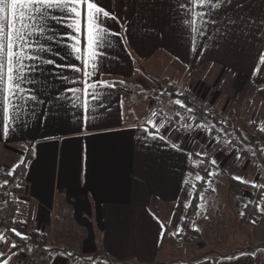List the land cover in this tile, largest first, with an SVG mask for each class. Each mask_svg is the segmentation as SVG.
<instances>
[{
    "label": "crops",
    "instance_id": "0c3cea01",
    "mask_svg": "<svg viewBox=\"0 0 264 264\" xmlns=\"http://www.w3.org/2000/svg\"><path fill=\"white\" fill-rule=\"evenodd\" d=\"M99 4L118 19L106 22L113 35L99 50V71L88 81L114 85H98L99 99L92 101L90 113L94 119L85 123L83 91L79 101L68 91L83 89L81 74L72 70L82 67V61L68 47L73 43L67 39L71 29L49 17L38 22L44 35L30 39L50 47L39 55L63 67L25 62L35 63L37 70L27 73L22 87L38 102L21 104L14 131L7 138L0 135V173L29 156L18 184L27 198L20 201L17 220L35 226L48 243L62 250L35 258V264H107L97 256L113 264H264V193L252 213L260 215L253 219L248 214L254 201L252 182L264 186L255 155L250 151L241 156L229 143L207 157L211 135L189 127L190 122L182 126L180 119L175 125L176 111L170 108L160 118L153 116L145 97L159 90L170 102L156 82L173 84L178 92L194 93L213 113L264 131V64L259 60L264 55V0H231L218 10L197 7L195 0ZM196 12L205 15L197 19ZM81 41L83 51V32ZM150 119L164 125L158 133L148 124ZM150 133L163 139H153ZM200 163L208 182L203 198L199 195L193 206ZM64 208L69 216L61 215ZM214 208L217 215L212 217ZM176 217L177 227L186 220L189 228L199 229L194 240L186 238L194 243V254L163 259L162 244L169 227L175 228ZM219 243L231 245L223 250L213 247ZM240 249L245 250L221 256ZM6 251L4 239L0 253ZM205 252L209 253L202 260L192 261Z\"/></svg>",
    "mask_w": 264,
    "mask_h": 264
},
{
    "label": "snow or ice",
    "instance_id": "6c2138e0",
    "mask_svg": "<svg viewBox=\"0 0 264 264\" xmlns=\"http://www.w3.org/2000/svg\"><path fill=\"white\" fill-rule=\"evenodd\" d=\"M226 3H231V0H195V6H210L214 10H218ZM53 12L61 13V15H53ZM194 15L199 19L205 14L196 12ZM49 17L57 24L71 29L67 39H70L73 43L68 45V47L75 54V58L82 61V67L73 66L72 70L81 74L83 89L73 88L68 91L73 93L75 101L80 100L79 94L83 91V96L85 97L83 109L86 124L94 119L90 113L92 101L99 99L97 93L98 85L114 87V85L106 81L88 82L89 78L99 71V57L102 55L99 50L105 46L109 35H113L111 30L107 28L106 22L118 19L114 13L101 6L99 0H0V107H2V121H0V129L2 131H0V135L4 138H7L14 131L13 124L16 122L21 104H28L30 101L38 102L35 95L30 94L28 90L22 87V84L27 79V73L37 70L35 63L28 65L25 62L32 60L39 64L53 65L55 68L63 67L57 65L55 60L44 59L39 55L41 52L51 51L50 47L41 45L39 40L30 39V37L44 35L45 28L38 22L44 21ZM69 20L71 22L67 23ZM211 22L215 23V21ZM190 23L193 25V31H196V21L192 20ZM82 32L84 33L83 51ZM47 39L53 40V37H47ZM57 55L59 54L57 53ZM259 60L261 64H264V55H261ZM259 70L258 68L257 71ZM76 82L80 83L81 81L78 80ZM175 103L184 107L180 100H176ZM188 111H191V109H188ZM152 115L155 116L156 113L153 112ZM148 124L155 127L157 133L159 128L164 126L163 124L157 126L151 119L148 120ZM145 131H148V129H145ZM150 135L153 139H163V137H158L154 133H150ZM196 155L202 154L197 153ZM212 163L215 164V160ZM15 167L18 166H14V169L9 171L8 175L13 174ZM209 175H212V173H209ZM196 179L201 180L202 177L197 175ZM234 179L247 183L242 177H234ZM7 183L8 181L5 180L3 185L0 186L7 185ZM193 187L195 186L193 185ZM252 187L264 186L258 185L253 181ZM200 196L203 198V193H200ZM188 206L189 204L185 203L184 207L187 208ZM261 210L264 211V209ZM161 227L163 228L164 225L161 224ZM193 230L199 231L197 228ZM11 232L22 240L27 239L15 228L11 229ZM179 232L180 229L178 228L177 234ZM4 239L5 237L0 235V241ZM12 247L16 248L18 245L12 244ZM23 251L21 249V252ZM0 255L3 254L0 253ZM13 255H16V253H13ZM66 255L71 256L72 254L67 253ZM3 264H9V261L4 260Z\"/></svg>",
    "mask_w": 264,
    "mask_h": 264
},
{
    "label": "trees",
    "instance_id": "16d2710c",
    "mask_svg": "<svg viewBox=\"0 0 264 264\" xmlns=\"http://www.w3.org/2000/svg\"><path fill=\"white\" fill-rule=\"evenodd\" d=\"M158 83V86L160 90L164 89V92L170 96L172 100H180L182 104H184L188 109H191V111L194 113V117L190 120V126L191 127H198L202 122H206L209 124H212L214 127L219 129L220 131L226 133V134H233L235 138H232L229 142L231 145L235 146L238 149V152L241 156H249L250 151L255 155L256 161L258 165L260 166V170L264 172V151L260 145V142L257 138L254 136L249 135L241 126L237 125L234 118L227 116L228 120H223L221 118L220 113H213L208 109V107L205 104H202L198 101H195L191 99L186 92H178L176 88L173 86V84H164L161 85ZM176 113H174V119L176 120L175 125H178V121L180 119V111L181 107L179 105H176ZM250 127L256 131L257 127L256 125H250ZM264 134V131L262 132ZM28 155V153H27ZM25 156L23 161L16 165L18 167H15V170L13 171L12 175H9L8 183L7 185L2 186L7 192H11L13 190H20L21 188L18 187V184L24 177L26 164L28 161L29 156ZM14 168L11 169V171ZM199 171L205 173L207 175V171L205 169V165L203 163L199 164ZM3 185V183L1 184ZM194 186H196L198 189L194 190L192 192L191 196V202L190 205L196 206L197 204V198L200 195L203 188L206 186L202 180H194ZM21 191V190H20ZM254 201L252 204L249 205V212L250 217L253 219H256L259 213L256 215H253L252 213H255L257 208V202L261 198L262 194L264 193V187H254ZM21 206V202L18 200H14L9 193L6 194V196L2 197V201L0 202V230H2L3 235L6 237L5 242L7 245V251L6 253L0 257V263H2L4 260L8 259L11 256H14L13 253L18 254L21 252V249H23V252H28L30 255L34 258H40L42 256L47 255L51 251L58 250L62 251L61 249H57L53 247L48 241L45 240V236L42 234L40 237L39 231L36 229L33 225H26L21 223L17 220L19 209ZM252 215V216H251ZM184 224L186 223V220H184ZM15 228L17 231L23 229H27L25 233H22L25 237H27L26 240H22L20 237H17L14 235V233L11 232V229ZM191 229V228H190ZM194 234L195 231L191 229ZM12 244H17L18 247L13 248ZM31 249V251H29ZM245 249H240L231 253L223 254L222 257H229L234 256L240 252H242ZM209 252L202 253L198 257L192 258V261L197 262L202 260ZM65 255L67 253H64ZM72 255L69 257H75V253H71ZM68 256V255H66ZM77 257L81 258L77 255ZM96 257V256H95ZM100 259H103L107 264H113L111 260L105 256H97ZM93 259V258H91ZM173 261L168 262H156L155 264H170Z\"/></svg>",
    "mask_w": 264,
    "mask_h": 264
},
{
    "label": "built area",
    "instance_id": "2783aa9c",
    "mask_svg": "<svg viewBox=\"0 0 264 264\" xmlns=\"http://www.w3.org/2000/svg\"><path fill=\"white\" fill-rule=\"evenodd\" d=\"M125 88L127 89L128 85H126ZM186 94L191 99L201 103V101L197 99V97L195 96L194 93L188 91V92H186ZM145 97H146L147 100H149L151 102L152 112H155L156 116L158 118L162 117L164 115V104L162 102V93L159 90H153V91L147 92ZM180 114L184 117V119L188 123L194 117V113L192 111H188V108L185 105H184V107H181ZM221 118L223 120H228L229 119L225 114H222ZM198 127L200 128V130L203 133L211 135V140H210V142L208 144V147H207V150H206V156L207 157L212 156L213 154L219 152L221 150V148L225 144H227V143L229 144L231 139L235 138V136L233 134H226V133L220 131L219 129H217L216 127H214L212 124H209V123H206V122H202ZM241 127L249 135L254 136L255 138H257L259 140L260 145H261V147H262V149L264 151V134H262L263 131H261L259 129L254 131L250 127V125H248V124L242 125ZM9 171H11V169H5V170H3L0 173V185L5 180L8 181V179H9V175H8ZM199 176L202 177L201 180L206 185L207 182H208V176L205 173L201 172V171L199 173ZM197 189L198 188L195 186L194 190H197ZM7 193H9L14 200L24 201L27 198V194L25 192H22V191H20L18 189L13 190L11 192H7V190H5L2 186H0V195H1V197L6 196ZM69 213H70V211L67 208L62 209V211H61V215L63 217L69 216L70 215ZM211 215H212V217H215L217 215V209H215V208L212 209L211 210ZM184 225H187V224H184V222L182 223V225L180 227V233L183 234L188 240H194V238H195L194 232L189 227L184 228ZM27 229H25V230L21 229V230H19V232L25 233V231ZM40 234H41L40 235V237H41L43 233H40ZM0 235H3L2 230H0ZM5 239H6V237H5Z\"/></svg>",
    "mask_w": 264,
    "mask_h": 264
},
{
    "label": "rangeland",
    "instance_id": "374dc122",
    "mask_svg": "<svg viewBox=\"0 0 264 264\" xmlns=\"http://www.w3.org/2000/svg\"><path fill=\"white\" fill-rule=\"evenodd\" d=\"M166 71H167V69H164V68L162 69V72H166ZM162 102L164 104V111L167 108H168V110L170 108V110L172 112H173V110L174 111L177 110L176 105H178V104H176L174 100L168 102V100L165 99V96H163V94H162ZM179 116H180V120H181L182 126H185L187 121L184 119V117L181 114ZM195 180H197V179H195ZM248 180L250 182V179H248ZM258 185H261V183L259 182ZM193 191H194V188H193ZM205 192L208 195L211 194V190H206ZM177 219H178V217L175 218V226H174L175 228H173L172 226L169 227L168 232L166 234V237H165V239L163 241L162 251H161V256H162L163 259L180 260V259H183V257H185V256L194 254V248H195L194 243L187 241L186 237L183 234H181L180 232H179V234H177V229L178 228L180 229V223H181V222H179L178 223V227H177L176 221L177 222L179 221ZM187 227H188L187 225H184V228H187ZM171 234H173L174 237L178 241H174V242L171 241V236H170ZM229 245H231V243H224V244L223 243H219V244H214L213 247H216V248H218L220 250L221 249L223 250V249H227L228 247H230ZM196 246H199L198 242H197ZM35 261H36L35 258L32 257L30 255V253H28V252H19L18 254L14 255L12 257V259H11V261L9 263L10 264H35Z\"/></svg>",
    "mask_w": 264,
    "mask_h": 264
}]
</instances>
